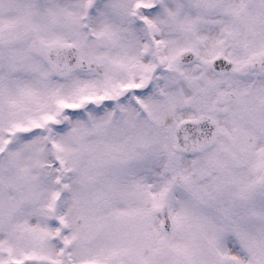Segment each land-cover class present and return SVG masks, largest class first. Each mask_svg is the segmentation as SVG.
<instances>
[{
    "label": "snow or ice",
    "instance_id": "snow-or-ice-1",
    "mask_svg": "<svg viewBox=\"0 0 264 264\" xmlns=\"http://www.w3.org/2000/svg\"><path fill=\"white\" fill-rule=\"evenodd\" d=\"M0 264H264V0H0Z\"/></svg>",
    "mask_w": 264,
    "mask_h": 264
}]
</instances>
